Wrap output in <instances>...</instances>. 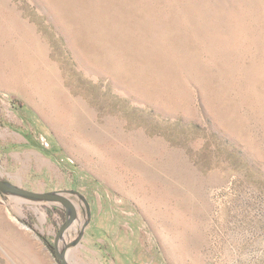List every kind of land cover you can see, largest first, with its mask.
<instances>
[{"label": "rangeland", "instance_id": "obj_1", "mask_svg": "<svg viewBox=\"0 0 264 264\" xmlns=\"http://www.w3.org/2000/svg\"><path fill=\"white\" fill-rule=\"evenodd\" d=\"M0 180L66 264H264V0H0ZM68 217L0 191V264Z\"/></svg>", "mask_w": 264, "mask_h": 264}, {"label": "water", "instance_id": "obj_2", "mask_svg": "<svg viewBox=\"0 0 264 264\" xmlns=\"http://www.w3.org/2000/svg\"><path fill=\"white\" fill-rule=\"evenodd\" d=\"M0 191L1 192L8 191L11 193L27 195V196L35 197V198L58 200L65 206L67 210H70V217H68L66 221L64 222V224L58 229L57 234L55 236V243H54V251L60 263L66 264V261L64 258L65 252L59 253V251L57 250V241L59 237L62 235V233L66 230V228L70 225V223L75 218L74 207L70 199L63 194H58V193L32 192V191L8 184L6 182H3L2 180H0Z\"/></svg>", "mask_w": 264, "mask_h": 264}]
</instances>
